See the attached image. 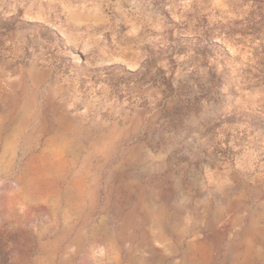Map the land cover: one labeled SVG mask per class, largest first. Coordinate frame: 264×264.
Returning a JSON list of instances; mask_svg holds the SVG:
<instances>
[{"label":"rangeland","instance_id":"1","mask_svg":"<svg viewBox=\"0 0 264 264\" xmlns=\"http://www.w3.org/2000/svg\"><path fill=\"white\" fill-rule=\"evenodd\" d=\"M0 264H264V0H0Z\"/></svg>","mask_w":264,"mask_h":264}]
</instances>
